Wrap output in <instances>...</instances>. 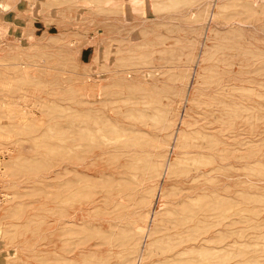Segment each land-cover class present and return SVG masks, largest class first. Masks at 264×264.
Masks as SVG:
<instances>
[{
    "label": "rangeland",
    "instance_id": "1",
    "mask_svg": "<svg viewBox=\"0 0 264 264\" xmlns=\"http://www.w3.org/2000/svg\"><path fill=\"white\" fill-rule=\"evenodd\" d=\"M0 2V264H162L185 188L221 207L189 264H264V0ZM189 162L216 170L178 182Z\"/></svg>",
    "mask_w": 264,
    "mask_h": 264
},
{
    "label": "bare ground",
    "instance_id": "2",
    "mask_svg": "<svg viewBox=\"0 0 264 264\" xmlns=\"http://www.w3.org/2000/svg\"><path fill=\"white\" fill-rule=\"evenodd\" d=\"M85 1V0H84ZM105 1V0H104ZM254 1H258L259 2V0H254ZM79 2V1H78ZM112 2V1H111ZM124 2V1H123ZM126 2V1H125ZM255 2V3H256ZM81 3H83V2H81ZM116 3V2H115ZM117 3H120L119 2V0H118V2ZM116 3V4H117ZM122 3V2H121ZM120 3V4H121ZM234 3V2H233ZM252 3V2H251ZM254 2H253V4H255ZM261 3V2H260ZM0 4H1V6L4 8L5 6H6V4L5 3H3V2H0ZM119 4V5H120ZM239 4V3H238ZM259 4V3H258ZM84 5V4H83ZM118 5V4H117ZM77 6V5H76ZM115 6V5H114ZM113 6V7H114ZM251 6V5H250ZM124 7V6H123ZM253 7V6H252ZM251 7V8H252ZM68 8V7H67ZM115 8H117V7H115ZM120 8V7H119ZM249 8V7H248ZM73 8H71V10H72ZM104 9V8H103ZM113 9V8H112ZM122 9V8H121ZM65 10V9H64ZM63 10V11H64ZM68 10V9H67ZM116 10H118V9H116ZM112 11H115V9L114 10H112ZM111 12V11H110ZM118 12H120L119 10H118ZM124 13V12H123ZM112 14H115V13H112ZM234 17V16H233ZM240 17V16H239ZM244 17V16H243ZM182 18V17H181ZM222 18V17H221ZM114 20V19H113ZM243 20V19H242ZM236 22H237V20H235ZM110 22V21H109ZM238 22H240V23H238V24H241V23H243L242 21H240V19L238 18ZM109 24V23H108ZM113 24H114V22H113ZM115 24H117V23H115ZM118 24H119V22H118ZM118 24H117V26H118ZM244 24V23H243ZM235 25H236V23H235ZM116 26V25H115ZM112 27V26H111ZM120 27V26H119ZM109 28H110V26H109ZM117 29V28H116ZM111 30V29H110ZM117 31V30H116ZM117 39V38H116ZM114 40V39H113ZM118 40V39H117ZM113 45V44H112ZM223 45V44H222ZM228 48V47H227ZM239 49V48H238ZM239 53V52H238ZM254 53V52H253ZM230 65V64H229ZM220 73V72H219ZM232 73V72H231ZM242 73V72H241ZM218 75V74H217ZM219 76V75H218ZM226 76V75H225ZM225 76L224 75H222L221 77H219V78H217V80L214 82V84H213V86L212 87H210L211 88V90H213V91H216V92H218V93H223L222 91H224V90H226V80H228V79H225ZM233 76V75H232ZM235 78V77H234ZM228 86V85H227ZM227 91V90H226ZM225 91V92H226ZM240 91V90H239ZM253 99V98H252ZM221 103V102H220ZM219 103V104H220ZM86 115H87V113H86ZM82 116V115H81ZM85 116V115H84ZM134 116H136V115H134ZM213 116H214V114H213ZM75 117V116H74ZM79 117V116H78ZM86 119H89V117L87 116V118ZM86 119H85V121H86ZM92 120V119H91ZM87 122H88V120H87ZM93 122V121H92ZM231 122V121H230ZM83 124V123H82ZM81 124V125H82ZM224 124V123H223ZM232 125V124H231ZM84 126V125H83ZM91 126V125H90ZM88 127V126H87ZM91 128V127H90ZM86 129V128H85ZM89 130V129H88ZM110 130V129H109ZM196 130H198V129H196ZM76 131V130H75ZM117 131V130H116ZM195 131V130H194ZM203 131H205V130H203ZM76 132H78V131H76ZM90 132V131H89ZM91 132H93V131H91ZM191 132V131H190ZM83 133H84V131H83ZM200 133L203 135L204 134V132H202V131H200ZM209 134H210V132H208ZM75 135H77L78 133H74ZM85 134V133H84ZM104 136H106V135H104ZM211 136V135H210ZM217 136V135H216ZM81 137V136H80ZM97 137V136H96ZM95 137V138H96ZM189 137V136H188ZM197 137V136H196ZM85 138V137H84ZM94 138V139H95ZM98 138V137H97ZM96 138V139H97ZM103 138V137H102ZM177 138V137H176ZM212 138V137H211ZM83 139V138H82ZM95 139V140H96ZM124 139V138H123ZM129 139H130V137H129ZM132 139V138H131ZM189 139H190V137H189ZM109 140V139H108ZM179 140V139H178ZM192 140V139H191ZM92 141V140H91ZM102 141V140H101ZM212 141H213V139H212ZM212 141H210V140H208L207 139V137L205 138V134L203 135V137H201V139H196L195 138V140L194 141H192L191 143L190 142H188V143H190L189 145H188V147H190V149L189 150H192L191 148H194L195 147V149H194V152H195V150H198V148L197 147H207V145L209 146L210 144H211V142ZM148 143L150 142V141H147ZM155 142V141H154ZM219 142V141H218ZM222 141H220V143H221ZM123 143H126L125 141L123 142ZM135 143V142H134ZM142 143V142H141ZM144 143V142H143ZM160 143V142H159ZM177 143H179V141L177 142ZM177 143H175V145L177 144ZM225 143V142H224ZM104 144V143H103ZM127 144H129V143H127ZM136 144H137V142H136ZM185 144V143H184ZM227 144V143H226ZM112 145V144H111ZM119 145H121V144H119ZM130 145V144H129ZM128 145V146H129ZM134 145V144H133ZM154 145V144H153ZM179 145V144H178ZM221 145V144H220ZM108 146V145H107ZM131 146V145H130ZM152 146V145H151ZM156 146V145H155ZM160 146V145H159ZM158 146V147H159ZM165 146V145H164ZM216 146V145H215ZM87 147V146H86ZM101 147V146H100ZM104 147H105V145H104ZM124 147H125V144H124ZM133 147V146H132ZM134 147H136V145L134 146ZM180 147H181V145H180ZM180 147H178V146H176V148L178 149H180ZM213 149H214V144H213V146H211ZM210 147V148H211ZM95 148V147H94ZM97 148V147H96ZM121 148V147H120ZM126 148V147H125ZM161 148V147H160ZM181 148H184V147H181ZM211 148V149H212ZM226 148H227V146H226ZM100 149V148H99ZM105 149V148H104ZM115 149V148H114ZM157 149V148H156ZM218 149V148H217ZM225 149V148H224ZM121 150V149H120ZM129 151H130V148L128 149ZM128 150L127 151H125V152H128ZM133 150V149H132ZM147 150V149H146ZM187 150V149H186ZM215 150H216V148H215ZM100 151V150H99ZM99 151H97L98 153H99ZM134 151V150H133ZM154 151H156V150H154ZM212 151V150H211ZM220 151V150H219ZM83 152V151H82ZM93 152V151H92ZM103 152V151H102ZM122 152H124V151H122ZM124 152V153H125ZM136 152V151H135ZM192 152V151H191ZM204 152V150H202V153ZM186 153V152H185ZM144 154H145V152H144ZM180 154V153H179ZM191 154V153H190ZM189 154V155H190ZM205 154V153H204ZM208 154H210V155H212L211 154V152H209L208 153V151H207V155ZM225 154V153H224ZM101 155V154H100ZM142 155V154H141ZM228 155V154H227ZM196 156V155H195ZM201 156H203V155H201ZM201 156H200V158H201ZM223 158H224V156L223 155H221ZM229 156V155H228ZM227 156V157H228ZM90 157V156H89ZM99 157V156H98ZM133 157V159H134V156H132ZM183 157V156H182ZM208 158H209V156H207ZM212 157V156H211ZM226 157V158H227ZM93 158V157H92ZM112 158V157H111ZM156 158V157H155ZM189 158V157H188ZM203 158L204 157H202V160H203ZM213 159H214V154H213V157H212ZM80 159V158H79ZM136 159V158H135ZM157 159V158H156ZM207 159V158H206ZM219 159H220V157H219ZM200 160V159H199ZM83 161H85L84 159H83ZM126 161V160H125ZM128 161V160H127ZM134 161V160H133ZM145 161V160H144ZM149 161V160H148ZM151 161H152V159H151ZM157 161V160H156ZM195 161V160H194ZM204 161H205V159H204ZM208 162H210L209 160H207ZM213 161V160H212ZM214 161H215V159H214ZM72 162H73V160H72ZM75 162V161H74ZM73 162V163H74ZM79 162H81V161H79ZM129 162H130V164H131V162H132V159H131V161L129 160ZM129 162H127L128 163V165H129ZM174 162V161H173ZM176 162V161H175ZM185 162H187V161H185ZM124 163V162H123ZM141 163H143L144 164V162H141ZM190 163V162H189ZM207 163V162H206ZM135 164H136V162H135ZM138 164V163H137ZM181 164L183 165V161L181 160ZM185 164V163H184ZM191 164V163H190ZM217 164V163H216ZM142 165V164H141ZM145 165V164H144ZM154 165V164H153ZM165 165V164H164ZM169 165V164H168ZM201 164H198V163H195V164H191V165H188V168H187V170L185 171V170H180V175H179V177H178V182L179 181H182L183 180V178H186V177H191V178H196L197 177V179H198V177H201V176H203L204 177V175H206V176H208V175H211L213 172H215V170H216V167H213V166H209V167H207V166H200ZM226 165V164H225ZM122 166V165H121ZM120 166V167H121ZM127 166V164H125V169H128V166ZM152 166V165H151ZM154 166H156V165H154ZM153 166V167H154ZM218 166H222V165H219L218 164ZM217 166V167H218ZM130 167V166H129ZM223 167H224V165H223ZM122 168V167H121ZM139 168V167H138ZM184 168V167H183ZM222 168V167H221ZM64 169V168H63ZM130 169V168H129ZM133 168H131V170H132ZM137 169V168H136ZM141 169V170H140ZM140 171H142V168L140 167ZM172 169V168H171ZM229 169V168H228ZM146 170V169H145ZM167 170H169V169H167ZM119 171V170H118ZM117 171V172H118ZM133 171H134V174L137 172V170H136V172H135V170L133 169ZM156 172V171H155ZM159 172V171H158ZM131 173V172H130ZM146 174L144 171H142V174ZM167 173H169V172H167ZM170 173H171V171H170ZM118 174V173H117ZM133 174V175H134ZM138 174H140V173H138ZM172 175L174 174V173H171ZM217 174V173H216ZM60 175V174H59ZM130 175V174H129ZM147 175H149L148 174V172H147ZM229 175V174H228ZM61 176V175H60ZM59 176V177H60ZM111 176V175H110ZM171 176V175H170ZM205 176V177H206ZM212 176H213V174H212ZM80 177V176H79ZM202 177V178H203ZM204 177V178H205ZM210 178H208L207 177V180H211L212 179V181L214 180V181H216L217 180V182H220V180H219V178L218 179H213V178H216L217 177V175H216V177L214 176L213 178L211 177V176H209ZM111 178H112V176H111ZM121 178V177H120ZM139 178V177H138ZM145 178V177H144ZM203 178V179H204ZM129 179H131V178H129ZM143 179V178H142ZM202 179V180H203ZM206 179V178H205ZM64 180V179H63ZM67 180V179H66ZM70 180H72V179H70ZM69 180V181H70ZM121 180V179H120ZM193 180V179H192ZM199 180V179H198ZM219 180V181H218ZM69 181H68V183H69ZM108 181V180H107ZM111 181V182H110ZM110 181H108V182H110L111 184H112V180H110ZM210 182V184H212V183H215V186L217 185L216 184V182ZM67 182V181H66ZM126 182V181H125ZM136 182V181H135ZM185 182V181H184ZM189 182V181H188ZM193 182H194V180H193ZM196 182V181H195ZM67 183V184H68ZM127 183H129L128 181H127ZM140 183V182H139ZM138 183V184H139ZM146 183V182H145ZM182 183V182H181ZM201 182H199V184H200ZM203 183H204V180H203ZM61 184V183H60ZM110 184V185H111ZM132 184H134V183H132ZM137 184V183H136ZM186 184V183H185ZM194 184V183H193ZM62 185H64V182L61 184V186ZM70 185V184H69ZM113 185V184H112ZM121 185V184H120ZM196 185H197V182H196ZM74 186V185H73ZM132 186V185H131ZM181 186H183V185H181ZM204 186H205V184H204ZM218 186V185H217ZM216 186V187H217ZM64 187H66L65 185H64ZM112 187V186H111ZM143 187V186H142ZM194 187V186H193ZM68 189H69V187H67ZM70 188H71V186H70ZM113 188V187H112ZM133 188V187H132ZM191 188H192V186H191ZM203 188V186L201 187V189ZM215 188V187H214ZM220 188V187H219ZM64 189H66V188H64ZM63 189V190H64ZM68 189L66 190V191H68ZM115 190H117L116 191V193L114 194V195H116L117 196V204L118 203H120L121 204V202L123 201V194H124V191L126 190V187H124L123 185L122 186H120V187H118L117 189L116 188H114ZM136 189H138V188H136ZM186 189V188H185ZM185 189L183 190V191H181V189H180V191L182 192V194L180 193V192H178V190L176 191V192H174L173 193V199H170V200H173V201H170V202H174L175 203V205L174 206H172V209H169L168 210V213L170 214V215H172L171 217V219H169V221L167 220V219H165L166 220V223H165V225H164V230L166 231V233H167V238H168V240H170V243H169V245L167 246V247H162L161 249H160V252H161V254L162 253H167V252H169L168 253V255H165V259L162 261L163 263L162 264H189L190 263V261H192L193 259H190L189 257H188V255L191 253H194L195 252V250H194V248H195V246L197 247V244H199V247L201 246L200 245V243H203V241H207L208 239H211V240H213V237L211 238H207L206 236L204 237H200L199 236V233H200V231H198V230H196V229H194V226L197 224L198 226H199V222L201 223V220L200 219H202V218H204V217H206V216H213L214 218H215V216H217V215H219L220 216V214H221V207L219 206V204L217 203V200L216 199H213V201L212 202H210V204H208L209 203V198L207 199V198H203L204 196L201 194V193H198L197 191H195L194 189L193 190H190V191H185ZM217 188H215V189H213V192H215V190H216ZM128 190V189H127ZM132 190V189H131ZM134 190L135 189H133V192H134ZM188 190V189H187ZM204 189H202L201 191H203ZM219 189H217V191H218ZM65 191V190H64ZM63 191V192H64ZM205 191V190H204ZM73 192H75V191H73ZM72 192V193H73ZM110 192V191H109ZM108 191H107V193H109ZM132 192V191H131ZM138 191H136L135 190V194L137 193ZM210 192H212V191H210ZM72 193H70V194H72ZM112 193V192H111ZM142 193H144L143 191H142ZM77 194V193H76ZM140 194V193H139ZM64 195V194H63ZM132 195V194H131ZM218 195V194H217ZM60 196V195H59ZM65 196H66V194H65ZM68 196V195H67ZM66 196V197H67ZM72 196H74V195H72ZM71 196V197H72ZM76 196V195H75ZM78 196V195H77ZM137 195H135V197H136ZM62 198L61 199V201L63 202V204H66V203H69V205H70V208L68 209L67 207L68 206H66V210H63V209H65V206H64V208L62 207L63 205L62 204H59V205H62V206H60V207H62V209L59 211V212H57L58 214H59V216H58V218H57V221H58V224L57 225H59V226H61V227H65V225L66 224H71V225H74L75 224V220L77 219V217L81 214V210H80V208L79 207H77V205H76V203H74V199H73V197H72V199L71 200H69V202H68V200H67V198ZM71 197H69V198H71ZM109 197V196H108ZM107 197V198H108ZM132 197H134V196H132ZM77 198V197H76ZM125 198V197H124ZM138 198H140V199H137V200H134V201H139L140 202V204H141V194H140V197H138ZM165 198V197H164ZM168 198V197H167ZM218 198H220V197H218ZM144 199V198H143ZM232 199V198H231ZM112 200V199H111ZM202 200H205L204 202L202 201ZM210 200H212V199H210ZM83 201V200H82ZM105 201H107V200H105ZM131 201V200H130ZM130 201H128V202H130ZM133 201V202H134ZM200 201H202L203 203H200ZM110 202V201H109ZM143 202V201H142ZM108 203V202H107ZM132 203V202H131ZM135 203V202H134ZM169 204V203H168ZM230 204V203H229ZM81 205V204H80ZM109 205H110V203H109ZM126 205V204H125ZM125 205H123V206H125ZM133 205V204H132ZM131 205V206H132ZM100 206V205H99ZM118 207V205H115V207ZM122 206V205H121ZM134 206H136V205H134ZM133 206V207H134ZM167 206V205H166ZM112 207V206H111ZM114 207V206H113ZM112 207V208H113ZM129 207V206H128ZM128 207L126 208V209H128ZM132 207V208H133ZM111 208V209H112ZM129 208H131V207H129ZM135 208V207H134ZM69 211H68V210ZM116 209V208H115ZM113 210H114V208H113ZM118 210V209H117ZM140 210V209H139ZM150 210V209H149ZM167 210V209H166ZM115 211V210H114ZM119 211V210H118ZM134 212V211H133ZM149 212V211H148ZM126 213V212H125ZM133 214V213H132ZM168 214V215H169ZM130 215V214H129ZM57 216V215H56ZM97 216V215H96ZM117 217V216H116ZM154 217H155V215H154ZM100 218V217H99ZM102 218H104V216L102 217ZM105 219H106V217H105ZM119 220H120V218H118ZM138 219H140V218H138ZM158 219H159V217H158ZM121 220H122V218H121ZM218 220V219H217ZM234 220V219H233ZM219 221V220H218ZM215 222V221H214ZM217 222V221H216ZM157 225V224H156ZM219 225V224H218ZM216 226H217V224H216ZM142 228V227H141ZM73 230V229H72ZM72 230H69V231H72ZM99 227H98V231H96V232H98L99 233ZM144 229H141V231H142V233L144 234V231H143ZM207 230V229H206ZM206 230H204L205 232H206ZM103 231V230H102ZM197 231V232H196ZM73 232V231H72ZM95 232V233H96ZM204 232V233H205ZM207 232H208V230H207ZM97 233V235H100V234H98ZM101 233V235H106L105 233L103 234L102 232H100ZM218 234V233H217ZM146 236H147V234H146ZM210 236V235H209ZM103 237V236H102ZM106 237V236H105ZM143 237V236H142ZM104 238V237H103ZM94 239V238H93ZM163 240H166V239H163ZM217 241V240H216ZM215 241V242H216ZM149 242V241H148ZM100 243V242H99ZM105 244L106 243H108V242H104ZM147 247V246H146ZM148 248V247H147ZM200 249H201V247H200ZM204 249V248H203ZM217 249V248H216ZM145 250V249H144ZM197 250H199L198 248H197ZM206 249H204V251H205ZM200 251H202V250H199V252ZM140 252V251H139ZM197 252V251H196ZM214 252V251H213ZM199 254H201V253H199ZM209 254V253H208ZM210 255V254H209ZM94 256V255H93ZM199 255L197 254V257H198ZM206 256H207V254H206ZM192 257V256H191ZM196 257V258H197ZM206 259H207V257H205ZM75 259V258H74ZM195 259V258H194ZM201 259V258H200ZM196 260V259H195ZM202 260V259H201ZM204 260V259H203ZM202 260V261H203ZM200 261V260H199ZM161 262V261H160ZM193 263V262H192Z\"/></svg>",
    "mask_w": 264,
    "mask_h": 264
}]
</instances>
